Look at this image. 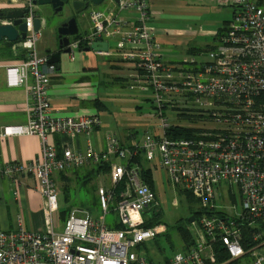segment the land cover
<instances>
[{"label": "built area", "instance_id": "obj_1", "mask_svg": "<svg viewBox=\"0 0 264 264\" xmlns=\"http://www.w3.org/2000/svg\"><path fill=\"white\" fill-rule=\"evenodd\" d=\"M37 1L0 0V12L28 9L27 36L13 47L26 57L1 67L8 86H25L30 101L27 124L4 128L1 135L41 140L38 160L7 164L2 174L37 181L45 205L44 231L20 226L0 232V264H156L137 251L160 234L159 225L145 227L146 209L159 202L143 179L142 166L133 161L141 152L150 169L164 171L173 188L190 193L203 208L189 228L192 245L167 264H264V0H225L233 18L217 47L187 54L178 65L160 61L148 0H108L118 12L136 15L129 28L113 10L93 11L91 33L72 41L70 56L74 60L75 50L91 47L97 37L107 42L118 38L115 52L132 65L130 88L149 93L157 119L155 132L146 133L140 143L126 147L110 135L102 153L90 141L84 150L72 147L74 139L102 126L98 116L55 113L49 87L57 65L39 53ZM169 107L178 116L172 122L165 114ZM173 129L191 134L170 138ZM56 134L69 140L60 150L49 139ZM91 164L110 167L113 188L100 187L98 198L105 215L118 212L119 227L107 226L105 215L95 219L90 211L75 209L60 233L54 175ZM222 256L226 259L220 261Z\"/></svg>", "mask_w": 264, "mask_h": 264}, {"label": "crops", "instance_id": "obj_2", "mask_svg": "<svg viewBox=\"0 0 264 264\" xmlns=\"http://www.w3.org/2000/svg\"><path fill=\"white\" fill-rule=\"evenodd\" d=\"M148 1L150 26L155 29V37L161 44L160 61L164 64L178 65L187 54L217 47L225 27L233 18V8L225 0ZM99 6L101 10L98 8L92 12L108 14L113 10L128 22V28L136 18L133 12H118V8L111 1L106 6ZM41 8L38 7L40 17V13L44 11ZM41 20L43 25L42 17ZM117 41L118 38L108 40V53L87 51L89 47L81 46L75 50L74 60L70 55L63 56L61 68L57 66V71L51 78L49 96L57 116H98L102 121V126L91 134H82L74 139L72 147L76 150L86 149L90 141L97 152H106L108 136L112 134L123 146L132 147L138 143L133 131L137 133L142 129L146 134L156 130L153 114L139 113L143 104L151 101L149 93L130 88L129 74L132 65L123 62L115 52ZM111 42H114L113 46ZM40 43L41 39L38 43L41 55L49 57L47 50H58L57 39L55 43L51 40ZM21 60L23 59L0 60V232L17 231L20 226L27 231L43 232L45 205L37 181L32 176H20L10 180L2 174L7 164L36 161L41 155V140L37 136L1 135L4 128L24 126L28 122L30 101L27 89L25 86L9 87L5 69L1 67ZM105 68L109 69L107 81ZM117 118L128 119V124L117 125V128L125 129L126 135L109 131L112 128L109 120ZM49 139L58 150L69 142L67 137L58 134L50 135ZM95 167L98 165L91 164L82 169V172H89ZM71 170L74 169L55 174L54 180L55 176L60 177L62 173L68 175Z\"/></svg>", "mask_w": 264, "mask_h": 264}, {"label": "rangeland", "instance_id": "obj_3", "mask_svg": "<svg viewBox=\"0 0 264 264\" xmlns=\"http://www.w3.org/2000/svg\"><path fill=\"white\" fill-rule=\"evenodd\" d=\"M77 1L78 0H68L65 4L64 10L54 14H47L46 9L41 8L44 10L40 13L44 20V24L41 28L42 38L40 44L47 43L50 40L55 43L60 27L73 18L77 19L81 34L85 35L86 33H90L93 27L91 20L92 10L98 8L101 10L102 8L100 6H95L78 13L74 8V3ZM108 3L109 1L107 0L102 3V6L108 5ZM111 45L113 46L114 42H111ZM13 53L14 50L11 42H8L7 40L0 42L1 61L15 60ZM67 56L68 55H65V57ZM104 75L105 80L107 81L109 69L105 68ZM155 108L156 106L151 100L143 104V108L139 110V113L144 115L153 114L154 116ZM165 114L170 122L177 120V112L171 107L165 109ZM155 120L157 121V119ZM109 122L112 126L109 131L115 132L119 135H121V133L122 135H126L127 132L125 129L120 127L117 128V125L128 124L127 118H117L116 120L110 119ZM132 133L136 134V142L138 143L142 141L143 136L145 135L144 130L142 129L138 130L137 133L136 131H133ZM119 163L122 164L124 162L119 161ZM154 173L157 184V200L159 203L147 208L144 218L146 221L158 223L160 226V234L156 239L147 241L138 246L137 251L152 259L156 264H167L173 254L184 249L185 242L177 227L179 225L185 226L189 221V218L195 216L193 213H200L203 208L196 198L193 196L189 198L184 192L173 188V186L167 181L164 171L154 170ZM68 176L71 179V182L66 184L68 189H63L65 186L64 182L59 176H55V183L59 192V212L55 216V224L57 226V231L60 233L64 231L65 224L75 209L88 210L95 219L104 216L105 214L100 207L98 189L100 187L113 188L109 172H102L100 175L92 177L91 180L87 182L75 180L77 177L74 176V174H71V172L68 173ZM119 193L120 191H117V194ZM105 216L107 226L112 229L119 227L116 225L119 222L118 212L111 210V212Z\"/></svg>", "mask_w": 264, "mask_h": 264}, {"label": "water", "instance_id": "obj_4", "mask_svg": "<svg viewBox=\"0 0 264 264\" xmlns=\"http://www.w3.org/2000/svg\"><path fill=\"white\" fill-rule=\"evenodd\" d=\"M107 0H85V2L77 1L74 3V8L79 11L83 6L95 7L99 6ZM68 0H38L36 4L38 7H43L46 4L52 5L53 8L57 9L56 13L63 10L64 5ZM118 3V0H115ZM28 13V9H15L6 10L0 12V42L7 40L8 42L15 43L19 39L24 40L27 36V28L24 22V17ZM7 21L4 24L2 21ZM42 28L41 17L38 16L34 23L35 32H39ZM80 30L78 27L77 19L73 18L69 22L64 23L58 31V50L53 52L52 50H47L46 53L49 55V61L55 63L58 68H61L62 58L65 55L71 54V39L79 36ZM103 51L107 52L109 50V42L102 40V38L97 37L95 42L87 51ZM196 217L191 216L189 222L193 223Z\"/></svg>", "mask_w": 264, "mask_h": 264}, {"label": "trees", "instance_id": "obj_5", "mask_svg": "<svg viewBox=\"0 0 264 264\" xmlns=\"http://www.w3.org/2000/svg\"><path fill=\"white\" fill-rule=\"evenodd\" d=\"M81 32L79 34V36L75 37V39H79L82 38ZM17 43H12V47H14ZM14 50V49H13ZM14 58L15 60L18 59H24L26 56L24 54V51H15L14 50ZM190 132L189 131H185V130H178V129H173L170 130L167 135L170 138H177V137H188L190 136ZM135 162L139 163L142 166V176L143 179L145 180V182L156 192L157 191V184H156V179H155V173L152 169H150L148 167L147 162L144 159V154L141 152L140 155H138L136 158H134ZM87 167H82L79 169H74L71 170L69 172H71V174H74V176L77 177V181H83V182H87L89 180H91L92 177L96 176V175H100L102 172L106 173L110 171V167L109 166H104V165H98V167H95L94 169L90 170L89 172H82V169L88 168ZM68 172V173H69ZM60 179L64 182L65 186L63 187V189H68V186L66 184L71 182L70 177L66 174V173H62V175L60 176ZM69 180V181H68ZM122 186L120 188H118L117 190L121 192ZM189 198L192 197V195L190 193L184 192ZM196 217V219H198V215H200V213H193ZM158 225V223H153V221H146L145 223V227H153ZM190 225L191 223H189V221L187 222V224L185 226H178L177 229L180 233V235H182L183 239H184V249L185 247L188 248L190 245H192L193 242V236L190 232ZM172 258V257H171ZM226 259V256H222L220 257V261ZM152 260V259H151ZM170 260V259H169ZM169 262V261H168ZM167 262V263H168Z\"/></svg>", "mask_w": 264, "mask_h": 264}, {"label": "flooded vegetation", "instance_id": "obj_6", "mask_svg": "<svg viewBox=\"0 0 264 264\" xmlns=\"http://www.w3.org/2000/svg\"><path fill=\"white\" fill-rule=\"evenodd\" d=\"M78 1L85 2V0H78ZM42 8L46 9V13H47V14H49V13H50V14H54V13H56V10H57V9L53 8L52 5H50V4H46V5L43 6ZM64 8H65V5H64V7H63V10H64ZM90 8H92V7H90V6H89V7L83 6V7L81 8V10L78 11V13L81 12V11H83V10H88V9H90ZM63 10H62V11H63ZM62 11H61V12H62ZM74 39H75V38H72L71 41H74ZM57 44H58V38H57Z\"/></svg>", "mask_w": 264, "mask_h": 264}]
</instances>
